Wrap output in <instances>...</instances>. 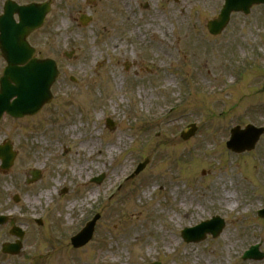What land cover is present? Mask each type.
<instances>
[{
  "label": "rangeland",
  "instance_id": "374dc122",
  "mask_svg": "<svg viewBox=\"0 0 264 264\" xmlns=\"http://www.w3.org/2000/svg\"><path fill=\"white\" fill-rule=\"evenodd\" d=\"M12 1H51L27 41L59 72L36 115L0 121V144L10 141L17 153L0 170V213L14 215L0 235L13 225L25 231L19 255L0 252V264H204L203 255L211 264H264L241 260L250 245L264 253V218L255 210L264 207V134L248 152L224 145L236 125L264 127V6L233 13L213 37L206 23L223 0ZM5 66L0 56V76ZM190 124L195 133L183 140L178 133ZM29 169L41 179L26 184ZM94 213L92 240L74 250L70 230ZM212 216L225 222L218 237L182 240L181 229ZM1 240L15 238L4 232Z\"/></svg>",
  "mask_w": 264,
  "mask_h": 264
},
{
  "label": "water",
  "instance_id": "95a60500",
  "mask_svg": "<svg viewBox=\"0 0 264 264\" xmlns=\"http://www.w3.org/2000/svg\"><path fill=\"white\" fill-rule=\"evenodd\" d=\"M260 3L264 4V0H225L218 20L208 23L209 31L212 34L219 33L227 24L232 11L248 13L252 4ZM43 6L44 8L41 6L23 8L14 3L5 5V14L0 18V51L2 57L7 61L8 67L0 81V116L3 112H7L13 117L31 115L39 111L43 104L50 101L49 87L56 76L55 68L50 62H39L32 59L33 50L28 47L25 41L26 36L41 25L44 13L48 10L47 5ZM14 13L19 17L18 23H14L12 20ZM20 64H24V66L19 68L18 65ZM13 97L16 99L10 102ZM261 133L262 130H254L251 127H247L245 131H239L236 128L231 131L232 137L227 145L236 152L251 149ZM191 134L192 132L187 134L185 138ZM13 157L14 154L11 152L9 143L0 147L1 168L7 169L12 164ZM38 177V173H32L33 180ZM261 215L264 216V214ZM92 226L93 224L82 236L79 235L72 240L74 246H80L90 239ZM222 227V221L214 220L212 223L184 230L183 238L187 241H199L205 237L206 233H211L213 236L218 235ZM18 249L19 246L15 245L5 247L4 251L17 252ZM246 256L261 259L264 255H255L253 251Z\"/></svg>",
  "mask_w": 264,
  "mask_h": 264
},
{
  "label": "bare ground",
  "instance_id": "6f19581e",
  "mask_svg": "<svg viewBox=\"0 0 264 264\" xmlns=\"http://www.w3.org/2000/svg\"><path fill=\"white\" fill-rule=\"evenodd\" d=\"M85 146H87V143H85V144L82 145V147H85ZM83 169H84V167H80V168H79V173H81V172L83 171ZM122 169H123L122 172H124L125 165L123 166ZM50 194H51L50 191H47V192L45 193V195L48 196V197H50ZM39 197H40V195H39ZM90 198H92V195H90ZM224 198H225L226 204H228V206H229L231 209L236 207L237 201H236V200L234 201V194H233V195H232V194L230 195L228 192H225V193H224ZM230 199H233V202L229 203L228 201H229ZM72 206H73V204L69 203V204H68V207H67V210H69L70 208H72ZM175 243H176V242H175L174 240H172L170 237H167V241H164V244H165L166 246H175ZM192 251H193V250H192ZM219 253H220V255L217 256V257H215V260H217L218 258L221 257V252L219 251ZM195 257H196V260H198L196 255H195ZM200 259L203 261L204 264H211V263L209 262V259L206 258L204 255H203L202 258H200ZM215 264H218V263L215 262Z\"/></svg>",
  "mask_w": 264,
  "mask_h": 264
}]
</instances>
